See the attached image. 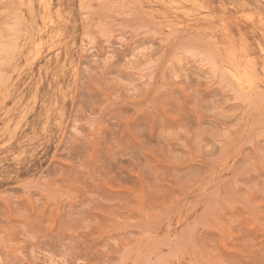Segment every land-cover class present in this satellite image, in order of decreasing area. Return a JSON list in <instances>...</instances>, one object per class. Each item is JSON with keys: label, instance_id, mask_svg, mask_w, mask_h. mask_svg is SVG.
Here are the masks:
<instances>
[{"label": "rangeland", "instance_id": "rangeland-1", "mask_svg": "<svg viewBox=\"0 0 264 264\" xmlns=\"http://www.w3.org/2000/svg\"><path fill=\"white\" fill-rule=\"evenodd\" d=\"M0 264H264V0H0Z\"/></svg>", "mask_w": 264, "mask_h": 264}]
</instances>
